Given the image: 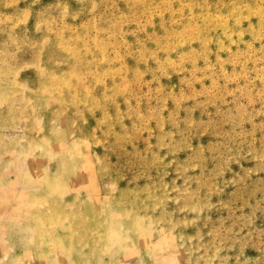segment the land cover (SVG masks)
I'll return each instance as SVG.
<instances>
[{"label":"rangeland","instance_id":"1","mask_svg":"<svg viewBox=\"0 0 264 264\" xmlns=\"http://www.w3.org/2000/svg\"><path fill=\"white\" fill-rule=\"evenodd\" d=\"M0 264H264V0H0Z\"/></svg>","mask_w":264,"mask_h":264}]
</instances>
